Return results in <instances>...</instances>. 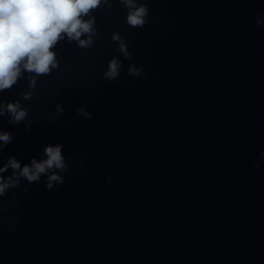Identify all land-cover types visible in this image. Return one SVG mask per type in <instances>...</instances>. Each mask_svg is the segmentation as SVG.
I'll return each instance as SVG.
<instances>
[{"label": "clouds", "instance_id": "9594fccd", "mask_svg": "<svg viewBox=\"0 0 264 264\" xmlns=\"http://www.w3.org/2000/svg\"><path fill=\"white\" fill-rule=\"evenodd\" d=\"M101 0H0V90L9 89L16 82L20 69L18 65L27 57L23 67L37 74H47L50 65L56 67L55 54L49 49L60 39L62 32L67 33L69 39L79 40L81 33L91 32L93 21H82L81 14L87 15L90 9H95ZM129 7L132 0H126ZM147 14L144 7L130 12L127 21L131 26H142L143 16ZM260 23V21H257ZM113 39H119L114 36ZM81 46L90 41L80 40ZM121 50L124 45H121ZM109 72L106 75L114 78L117 75V62H110ZM18 103H9L7 111L13 116L15 122L21 121L26 112L19 110ZM3 113L0 112V115ZM11 136L0 133V141L9 143ZM46 160L37 162L32 159L31 165H25L20 173L29 182L38 181L40 175L47 169L55 166L63 168L61 146H47L44 149ZM264 156V153H261ZM21 169V164L10 157L8 162L0 167L4 172L8 167ZM258 167V165H257ZM3 178H0L2 180ZM61 177L52 175L49 181H60ZM9 185L0 182V193ZM49 182L48 187L51 188Z\"/></svg>", "mask_w": 264, "mask_h": 264}]
</instances>
